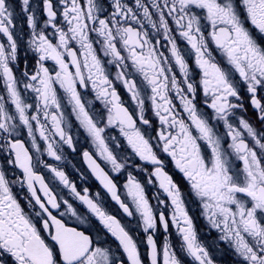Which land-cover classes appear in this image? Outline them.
Wrapping results in <instances>:
<instances>
[{
  "label": "snow or ice",
  "instance_id": "obj_1",
  "mask_svg": "<svg viewBox=\"0 0 264 264\" xmlns=\"http://www.w3.org/2000/svg\"><path fill=\"white\" fill-rule=\"evenodd\" d=\"M42 5L46 19L38 27L30 0H21L35 68L19 78L13 68L18 52L14 13L8 0H0V151L7 153L8 165L22 171L9 180L0 168V264H118L105 246L109 235L127 264H145L138 241L105 210L100 193L78 191L63 170L41 159L46 153L60 161L62 145L75 151L65 98L96 149L82 153L88 168L127 217L138 215L149 264H184L169 243L170 223L182 251L198 264H212L197 240L185 194L165 170L167 158L188 185V195L241 257L240 264H264V131L243 115L247 108L240 92L242 82L264 125V95H258L264 93V43L255 35L264 38V0H42ZM108 65L117 70L115 79ZM117 82L135 104L133 111ZM81 89H90L102 104L97 115ZM25 92L34 94V102ZM149 111L159 122L154 136L137 126L151 127ZM115 128L131 154L152 166L148 183L157 182L165 194L160 205L168 207L170 201V217L154 211L144 185L131 172L124 184L131 204L122 199L114 178L98 162L114 173L125 170L128 157L109 146L106 130ZM24 130L31 148L21 138ZM38 165L87 208L106 230L105 239L93 235L91 218L61 198ZM14 183L26 185L30 211L13 195ZM65 216L79 226H69Z\"/></svg>",
  "mask_w": 264,
  "mask_h": 264
},
{
  "label": "flooded vegetation",
  "instance_id": "obj_2",
  "mask_svg": "<svg viewBox=\"0 0 264 264\" xmlns=\"http://www.w3.org/2000/svg\"><path fill=\"white\" fill-rule=\"evenodd\" d=\"M8 3L10 5V9L14 13L13 20L15 27L13 31L18 43L17 61L13 65V68L17 77L22 78V74L25 70L31 72L35 68V56L28 48L27 43L30 37L31 29L27 25V13L22 11L21 0H8ZM30 6L35 12L38 27H44V21L46 17L43 12L42 0H30ZM48 33L51 35V29H48ZM255 35L261 43H264V38L260 37L258 33H255ZM0 39L4 38L0 36ZM185 46L186 45L184 43H181L182 48ZM189 59L192 66L195 67L194 60L192 58ZM52 64L53 62H48L49 67H52ZM107 70L110 72V78L115 79L117 72L115 67L108 65ZM20 87L23 91L22 83ZM117 90L120 93L122 100L125 102V105L130 111H133L135 109V104L131 101L129 94L126 92L123 86L118 82ZM2 91L3 83L0 81V92ZM81 91L82 93H88L85 95V99L92 101L90 107L93 115H97L100 111H102V104L95 100V94L91 93L90 89H81ZM240 92L242 101L247 108V111L243 113V115L249 118L258 130L264 131V125H261L256 119V110L251 107L248 94L246 92V86H244L242 82L240 86ZM24 95L29 98V102H34V94L25 92ZM258 95H264V93H258ZM200 96L202 97V93H200ZM62 103L64 105L66 119L70 124V128L68 130L73 136L75 151H73L67 145H62V159L60 161H55L53 158L48 157L46 153L41 157V159H43L46 163L52 164L53 166L63 170L68 176L69 180L76 184L78 191L82 192L84 188H88L90 195L95 196L96 193H100V201L102 202L105 210L110 214L116 215L117 218L121 220V223L138 241L142 256L145 258V264H149L147 260L148 250L146 246V234H144L142 231V225L138 215L134 217H127L126 214H124L123 211L119 209V206L111 200L110 195L105 189H103L102 185H100L99 181L92 174L91 170L84 161L82 153L85 150L95 153L96 149L92 144L91 139L87 137V134L82 128L79 127V123L75 119V115L71 113V108L67 105L66 98L62 101ZM176 103L178 104L179 101L177 100ZM207 111L210 112L211 110L207 109ZM146 115L151 121V127L147 125H141L139 123L137 126L141 128V131H146L149 135L154 136L156 134V130L158 129L159 122L152 112L149 111L146 113ZM106 131L110 140L109 146L113 149L114 153L120 157H128L126 168L125 170H122L121 173L111 172L110 165H106L104 162L98 160V162H101L106 171H109L110 175L114 178V182H116L118 185L121 198L127 200V202L131 204L130 199L127 198L126 190L124 189L127 175L129 172H131L136 177V179L144 185L146 194L150 199V203L153 206L154 211L156 213L165 211V214L170 217L172 211L170 207V201L168 207H165V205H160L158 203V199H166L165 194L159 189L157 182L152 184L148 183V173L152 170V166L146 162L140 161L138 157H135L133 154H131V150L128 148L124 137L120 135L118 128L107 129ZM220 131H224L222 124L220 126ZM111 137H116L117 139L115 141H111ZM21 138L24 139L27 142V146L31 148V142L27 137L26 130L23 131ZM37 139L38 142L43 146V141L39 140L38 134ZM153 143H155V141H153ZM117 145H121L122 147H118ZM32 151L35 157L36 154L34 150ZM7 159V153L0 151V168L5 170L9 180H14L21 177L22 171L19 168H14L8 165L6 163ZM143 169H147V171H144ZM37 170L45 177L46 182L49 183L50 187L54 188L61 198L68 199L71 203H73L74 207L78 209L79 213L91 218L92 225L94 226L92 229L93 235L98 236L101 240L105 239L104 233L106 230L102 228V226L98 221H96L94 217H91V214L88 213L87 208L78 200H76L68 189L64 188L63 185L59 183L58 179L54 177V174H52L43 165H38ZM165 170L168 171L173 176V179L179 183L181 191L185 194L186 208L188 210L189 216L193 219L197 240L207 250L209 257L212 260V264H240L241 257H239V255L236 253L232 244L221 239L223 233L219 229L212 227L204 215V210L199 201L196 200L195 197L188 195V185L182 180L181 174L174 169V165L170 162V158L166 159ZM12 192L25 211H30V206L28 203L29 193L26 185L22 187L20 183H14L12 184ZM65 219L67 220L69 226H79L78 221H76L74 217L65 216ZM163 235V228L158 224L156 237L158 243L161 245L163 244ZM168 238L169 243L173 246V249L178 253L184 264H198V262H196L192 257L188 256L186 252L181 250V238L178 235L177 228L171 223L169 224ZM108 241V244L105 246H110L112 248L114 257L118 264L121 260L124 261V264H127L126 256L123 254L122 249H118L117 242L114 241V238H111L109 235Z\"/></svg>",
  "mask_w": 264,
  "mask_h": 264
}]
</instances>
